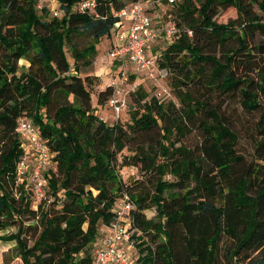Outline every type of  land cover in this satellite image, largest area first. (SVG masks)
<instances>
[{
    "label": "trees",
    "instance_id": "1",
    "mask_svg": "<svg viewBox=\"0 0 264 264\" xmlns=\"http://www.w3.org/2000/svg\"><path fill=\"white\" fill-rule=\"evenodd\" d=\"M55 1L59 17L37 0H0V231L14 227L0 234L13 242V253L3 254L0 264H92L98 225L112 219L123 190L135 204L136 262L216 264L217 244L225 237L231 241L228 261L264 264V15L252 13L245 0H173L172 13L188 28L176 22L178 37L151 50L178 106L170 94L146 98L142 86H128L125 96L134 99L122 126L96 116L91 76H78L77 64L92 62L95 45L113 33V13L135 0H93L94 9L85 12L72 10L77 0ZM252 1L264 12V0ZM218 4L234 5L236 19L218 22L212 9ZM254 32L258 42L248 39ZM74 34L91 41L77 48ZM19 59L27 62L24 70ZM110 94L104 85L95 104ZM224 98L242 116L258 113L247 154L224 120ZM19 116L38 128L52 153L54 170H43L44 197L36 205L26 179L31 156L23 178L16 174L25 153L15 131ZM153 128L158 137L146 146L135 142L119 163L148 173L147 186L135 178L123 182L117 153ZM191 129L199 140L190 145L184 139ZM150 207L155 213L147 218Z\"/></svg>",
    "mask_w": 264,
    "mask_h": 264
},
{
    "label": "built area",
    "instance_id": "2",
    "mask_svg": "<svg viewBox=\"0 0 264 264\" xmlns=\"http://www.w3.org/2000/svg\"><path fill=\"white\" fill-rule=\"evenodd\" d=\"M173 0H167L171 3ZM37 5H46L53 16L59 17L61 10L55 0H37ZM162 5V0H135L123 8L114 12L117 17L114 23L113 33L117 42L110 46L108 54L118 62L115 74H112L107 82L111 88V94L106 103L115 116L125 106V94L128 86L141 84L143 80L157 83L162 73L158 64V53L152 52L153 43L158 37L170 42L178 37L181 29L176 25H158L153 21L151 11L155 6ZM95 2L93 0H77L72 5V10L77 12L92 11ZM190 35V30H183ZM134 74L135 79L129 81V75ZM124 86H127L126 88ZM156 97L167 96L169 91L166 87L159 86L154 91ZM15 131L21 140L24 156L17 163L16 174L20 180L25 173V158L31 156L29 170L26 176L29 185L30 196L33 205L43 199L45 190V178L43 170H54L49 151L45 143L39 138L38 128L25 116H19L16 121ZM135 204L127 191L119 194L113 212L112 219L105 225V230L100 232L91 250L92 264H131V255L127 250L134 249L131 235L132 212ZM137 254L132 257L135 260Z\"/></svg>",
    "mask_w": 264,
    "mask_h": 264
},
{
    "label": "rangeland",
    "instance_id": "3",
    "mask_svg": "<svg viewBox=\"0 0 264 264\" xmlns=\"http://www.w3.org/2000/svg\"><path fill=\"white\" fill-rule=\"evenodd\" d=\"M246 3H248V7L250 8L252 13H256L259 16H263L264 12L258 7L257 3L253 2L252 0H245ZM172 7H173V2L168 3L164 1L162 5L160 6H155L152 9H149V12L151 11V14L153 11H156V14L153 17V21H157L156 23L158 25H175L176 22H179L181 28H188L187 25L182 23L180 19L175 17V15L172 13ZM213 12H215V19L218 22H226L230 20H234L237 17L236 14V7L234 5H229V4H218L215 5L213 8ZM113 35V33H112ZM111 35V36H112ZM110 36V37H111ZM112 38V37H111ZM107 39V40H106ZM248 39H253L255 42H258L260 40V36L254 32L252 35H248ZM71 41L76 45L77 48L83 47L86 43L90 42V37L86 34H74L71 38ZM114 43V39L108 40V38H101L98 43L95 45L96 48V53L92 57V62L88 65L83 66L81 64V61H78V69H77V74L81 78H84L86 75H90L89 81L87 82V87L90 91V102L91 106L94 108V113L96 114L97 117L100 119H103V121L106 124H111V123H117L121 124L124 126V123L128 121V106L130 104H133V99L134 96L133 94H129L125 96V107L122 111H120L117 115V117L113 114L111 108L107 105L105 102L103 105L97 106L95 104V96L96 93L99 89H102L104 85H107V82L112 74L116 73V70L118 68V64L116 65L115 68H113V63L115 58L111 56L110 54L104 53V50L110 46V44ZM162 46V38L158 37L155 42L152 45V48L154 50L161 49ZM65 49V55L68 59V61H71V56L69 53V50H67V47H64ZM209 50H212V52L215 53V55H218V49L217 47H213L212 45L208 47ZM215 50V51H214ZM17 66L20 70H24L27 66V62L24 59H19L17 61ZM70 72L75 73L73 68H70ZM115 72V73H114ZM253 75V74H252ZM94 76V77H92ZM131 81V80H129ZM159 86L166 87L167 90L169 91L170 96L172 97V100L175 102V106H178V103L176 99L173 96L172 93V87L168 81V79L165 77L163 79L158 80ZM99 84L103 86H99ZM144 88L147 92L148 95L146 98H149L153 95L154 91L159 87L157 83H154L152 81L148 80H143L141 84H139ZM125 88L127 86H124ZM217 101V100H216ZM221 109L223 113L224 120L229 123L230 129L235 130L238 133L239 136V141L240 144L237 146L239 151L242 153L247 154L249 151H251L253 144H254V132L251 127L253 122L258 118V113H253L249 114L247 116H242V114H238L234 108H231V99L229 98H224L223 101L221 102ZM160 123V122H159ZM157 136V128H153L152 130L142 132V133H137L136 136L134 135L133 138H130L126 141V146L117 153L116 158H117V173L120 177V179L123 182L130 183L133 178L134 180L137 181H142L145 186H147V179H148V173H145L143 171H139L137 167L131 168L126 165H120L119 163L123 159V157H127L128 155H131L133 153V149H135V142H140L142 145L146 146L145 144H150L156 139ZM188 144H194L199 140V132L195 129H191L187 134L184 139ZM26 161V159H25ZM167 179H170V176H166ZM150 189V187H147ZM50 201V197L46 192L45 196V202ZM154 207H150L148 209L144 210V215L145 217L149 218L154 215ZM105 230V225L102 223H99L98 229H97V234L95 235V240L98 237V232L99 230ZM14 227L9 228L8 230L5 231H0L1 233H5L7 231H13ZM133 244H134V249H132V255L130 258L131 264H140L136 262L135 260L132 259L133 256H135L138 253V249L135 246L137 239L132 238ZM4 242L8 241H2L0 240L1 246H5L6 244ZM13 243V242H12ZM29 243V240H28ZM231 241L225 237H221L220 240L218 241L217 244V262L216 264H236L234 261H228L227 258L225 257V247L230 245ZM12 245V244H11ZM12 246L9 248H5V251L2 252L3 254H12ZM13 260V259H12ZM15 261V260H13ZM11 261V264H20L18 260L14 263ZM245 264V263H241Z\"/></svg>",
    "mask_w": 264,
    "mask_h": 264
},
{
    "label": "crops",
    "instance_id": "4",
    "mask_svg": "<svg viewBox=\"0 0 264 264\" xmlns=\"http://www.w3.org/2000/svg\"><path fill=\"white\" fill-rule=\"evenodd\" d=\"M156 14V11H153L152 12V16H154ZM113 39H114V43H112V44H110V46H112V45H114L116 42H117V40H116V37L114 36V33H113V35L111 36ZM111 37H109L108 38V40H112V38ZM107 40V39H106ZM110 46L107 48V50L105 49L104 50V53H106V51H107V53H108V49L110 48ZM94 57H96V56H94ZM118 64V62H117V60L115 59L114 60V63H113V68H115L116 67V65ZM135 79V77H134V74H133V78H132V80H131V82L133 81ZM99 86H103V85H101V84H99ZM28 159H29V156H28ZM104 230H99V233L100 232H103ZM6 245L4 246H1V244H0V263H1V261H2V252L3 251H5V248H9L10 246H12L13 245V243H12V241H8V242H4ZM12 244V245H11ZM132 250H127V252H126V254L127 255H132Z\"/></svg>",
    "mask_w": 264,
    "mask_h": 264
}]
</instances>
